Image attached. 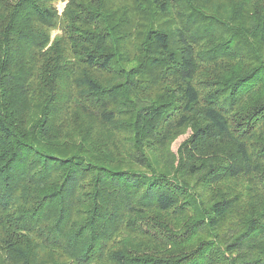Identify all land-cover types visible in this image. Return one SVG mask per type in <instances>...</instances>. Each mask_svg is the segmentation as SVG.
<instances>
[{
	"label": "trees",
	"instance_id": "obj_1",
	"mask_svg": "<svg viewBox=\"0 0 264 264\" xmlns=\"http://www.w3.org/2000/svg\"><path fill=\"white\" fill-rule=\"evenodd\" d=\"M0 264H264V0H0Z\"/></svg>",
	"mask_w": 264,
	"mask_h": 264
},
{
	"label": "rangeland",
	"instance_id": "obj_2",
	"mask_svg": "<svg viewBox=\"0 0 264 264\" xmlns=\"http://www.w3.org/2000/svg\"><path fill=\"white\" fill-rule=\"evenodd\" d=\"M62 6V4H61ZM60 7V5H59ZM190 129H186L183 133H181L170 145L171 150L176 153L178 146L189 136Z\"/></svg>",
	"mask_w": 264,
	"mask_h": 264
}]
</instances>
